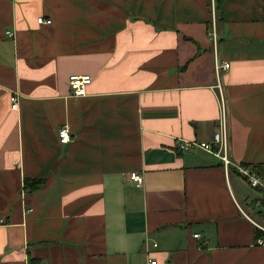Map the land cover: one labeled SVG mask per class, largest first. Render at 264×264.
<instances>
[{"label":"crops","instance_id":"obj_1","mask_svg":"<svg viewBox=\"0 0 264 264\" xmlns=\"http://www.w3.org/2000/svg\"><path fill=\"white\" fill-rule=\"evenodd\" d=\"M214 2L215 46L211 0H0V264H264L260 193L178 145L212 139L229 63V157L264 181V0Z\"/></svg>","mask_w":264,"mask_h":264},{"label":"built area","instance_id":"obj_2","mask_svg":"<svg viewBox=\"0 0 264 264\" xmlns=\"http://www.w3.org/2000/svg\"><path fill=\"white\" fill-rule=\"evenodd\" d=\"M211 9H212V14H213V26L212 29L209 33L210 38L212 40V43L214 46L216 45V42L218 40L217 37V31L215 29L214 25V9H215V2L214 0H211ZM38 24H48L51 23L49 19H46L45 21L43 18H39L37 20ZM7 35L13 36L12 33L6 32ZM230 65L229 63L226 62H217L215 63V77H216V83H215V89L219 93V101H220V107H221V112L217 124L216 131L212 135V139L209 141H201V142H196L195 140L192 141H185L181 142L179 145V148L182 151H189L192 150L193 148L199 149L203 152H208L210 153L211 156L216 158L224 167L225 171H229L230 169H234L239 176L245 180V182L248 184L249 187L254 188V190L258 191L260 193V199L256 202V205H264V181L252 170L248 168H244L240 166L237 163H233L230 160L229 157V145H228V126H227V118H226V113H225V103L223 99V94H222V85L220 81V74L221 72H226L229 69ZM91 81V76H72L69 79V88L71 95L74 97L77 96H84L86 93V87L90 84ZM17 96L14 95L11 97V109L15 110L17 108ZM68 127L66 125L60 127L58 129V139L59 142L63 145L66 143L71 142V135ZM129 180L130 182L134 183L136 186H141L143 182V177L139 175V173H130L129 174ZM251 221V220H250ZM255 227L261 231L264 232V227L258 225L255 223V221H251ZM199 234L196 233L194 237H198ZM152 246L156 247V243H153ZM149 264H156L155 261H150Z\"/></svg>","mask_w":264,"mask_h":264},{"label":"trees","instance_id":"obj_3","mask_svg":"<svg viewBox=\"0 0 264 264\" xmlns=\"http://www.w3.org/2000/svg\"><path fill=\"white\" fill-rule=\"evenodd\" d=\"M254 170L257 172V174H259V171L258 170H256L255 168H254ZM230 172H235V170L234 169H230ZM42 184H43L42 179L29 180V179L24 178V187L29 192H33V191L38 190V188ZM28 264H39V263L37 261L31 259Z\"/></svg>","mask_w":264,"mask_h":264}]
</instances>
